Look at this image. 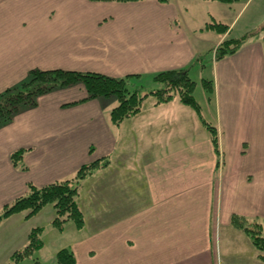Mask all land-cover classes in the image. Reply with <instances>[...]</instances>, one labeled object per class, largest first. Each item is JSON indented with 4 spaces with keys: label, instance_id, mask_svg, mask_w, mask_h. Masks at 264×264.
I'll use <instances>...</instances> for the list:
<instances>
[{
    "label": "crops",
    "instance_id": "obj_1",
    "mask_svg": "<svg viewBox=\"0 0 264 264\" xmlns=\"http://www.w3.org/2000/svg\"><path fill=\"white\" fill-rule=\"evenodd\" d=\"M199 2L200 22L190 27L179 0H0V93L35 68L143 79L189 68L205 53L198 31L224 17L222 9H204L223 2ZM211 60L207 116L201 107L218 131L219 153L201 117L177 97L162 104L147 98L138 114L115 125V99L80 102L87 92L78 84L40 96L0 127V209L30 183L73 177L107 157L106 167L82 181L84 226L67 222L53 231L57 252L71 249L75 264H220L219 239L251 244L231 221L242 215L264 231V38H247L234 54ZM19 149H26L25 169L11 158ZM26 214L1 222L0 264L28 244L33 228L43 227L42 235L55 228L51 204ZM251 263L264 264L257 251Z\"/></svg>",
    "mask_w": 264,
    "mask_h": 264
},
{
    "label": "trees",
    "instance_id": "obj_2",
    "mask_svg": "<svg viewBox=\"0 0 264 264\" xmlns=\"http://www.w3.org/2000/svg\"><path fill=\"white\" fill-rule=\"evenodd\" d=\"M214 1L234 3L238 0ZM205 29L224 34L229 30V26L213 19L205 25ZM248 37L249 33L241 37L224 39L216 48L214 59L220 60L234 54ZM204 57L205 54L198 55L189 68L164 70L155 74L152 79L160 83L161 86L148 92H144L143 77L140 74L114 77L100 72H82L63 68L31 69L25 80L0 93V127L12 122L18 113L37 106L40 96L82 84L86 89L87 96L80 102L97 98H115L117 100L116 106L110 111V120L115 125L138 114L143 108L145 99L149 96L154 97L156 104L167 103L177 97L180 102L195 110L201 117L206 129L211 134L215 150L219 153L218 131L215 126L203 119L202 107L194 96L196 82L190 76V69L193 66L197 65L204 69L205 63L202 62L205 60ZM202 84L209 92L213 91L210 79L203 78ZM25 151L26 149H19L11 155L14 164L22 169L26 168L22 163ZM108 164L109 159L102 157L82 165L73 177L45 186L30 183L26 194L5 204L0 209V224L5 218L26 210V217H32L51 204L56 212L52 222L55 227L62 230L67 222H73L78 228H82L85 224L84 213L79 204L82 181L94 171L102 169ZM231 223L247 233L252 244L258 249V257L264 260L262 225L238 214L232 216ZM42 231L43 227L33 228L29 234L28 244L15 251L11 259L4 264H19L25 258L31 257L44 244ZM56 260L58 264L76 263L73 251L68 248L60 249L56 254ZM35 263L43 264L36 259Z\"/></svg>",
    "mask_w": 264,
    "mask_h": 264
},
{
    "label": "rangeland",
    "instance_id": "obj_3",
    "mask_svg": "<svg viewBox=\"0 0 264 264\" xmlns=\"http://www.w3.org/2000/svg\"><path fill=\"white\" fill-rule=\"evenodd\" d=\"M247 1L248 0H238L236 2H238L239 4H237V6H233L232 8H230V5H229L232 3L223 2L221 6L222 8H215V9L214 7L209 6V4L204 3V5H206L204 9L205 11L212 9L215 12H218V14L221 12L220 10L222 9L221 14L224 17H220L221 15H219L218 17H215L216 21L226 23L228 26H230L232 22H235L232 24L234 29L230 37H241L243 36L242 35L243 33H241L242 32L241 29H243L245 33V30L251 28L252 26H256L258 27L257 30L248 31V32L251 31L249 33L248 38H253L255 36H260L261 38H264V0H250L248 2ZM199 3H200L199 0H179V5L182 8V10L183 11L188 10V12L185 13L184 16L187 21V24L190 27L194 25L196 26V24L200 22V19H198L197 21V18H196L197 15L198 16L200 15L197 13V12H200V5H198ZM219 5L218 7H220ZM209 20H213V17ZM198 33H199L198 34L199 37H201L203 41L201 43L205 44V53H204L205 60L202 62L205 63L206 68L201 69L199 66L191 68L190 76L196 82L194 96L196 100L200 103V105L203 107V114L207 116L206 95L207 93H209V91L206 90L205 87L203 86L202 79L205 78V79L211 80L213 77L212 76V65H210L212 61L211 58H215L216 48L219 45L218 44L215 47L216 41L222 34L216 31L211 32L210 30L205 29V27L203 28V30H199ZM142 83L144 85V92H148L150 90L159 88L161 86L160 83L148 77H145L142 80ZM149 98L154 100L155 102V99L153 96H149L148 99ZM110 99L114 100L115 98H110ZM115 101L117 103L116 99ZM50 227L52 228L48 227L47 229H45L42 235V240L43 242H45V245L43 246V248L36 250L31 257L25 258L22 264H36L35 259L40 261L43 264H58L56 260V252H57L56 248L59 246L58 244L61 243V240L57 239L56 236H54L56 234L53 231H56V233H59L57 232L59 231V229L56 227L54 228L53 226H50ZM233 227L235 226L233 225ZM241 230L235 229V231H237L236 233H238L239 235L242 233L243 235H246L247 237H249L247 233L241 232ZM67 231H69L68 228H67ZM263 234H264V231H263ZM218 248H219V255L221 256L220 264H230V262L232 264H248L249 258H252L253 256V252L257 251L258 253V249L252 244V242L251 244L244 245L243 243H240L239 240H233L230 243H226L223 241L220 242V239H219ZM261 261L262 263L264 262V260L262 259Z\"/></svg>",
    "mask_w": 264,
    "mask_h": 264
}]
</instances>
